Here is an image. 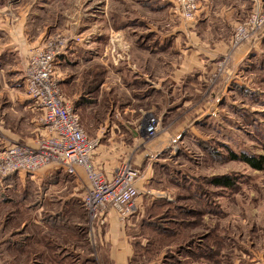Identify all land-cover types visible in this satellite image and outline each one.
<instances>
[{"label":"rangeland","instance_id":"obj_1","mask_svg":"<svg viewBox=\"0 0 264 264\" xmlns=\"http://www.w3.org/2000/svg\"><path fill=\"white\" fill-rule=\"evenodd\" d=\"M127 1L0 0V83L16 82L23 84L25 88V68L33 50L44 47L52 38L66 36L74 39L69 52L83 42L82 33L90 27L85 26L86 24L93 23L91 28L95 29L104 18L112 22L122 17V12L118 9L130 12L128 17H132L133 3ZM142 1L145 3L142 5L147 6L146 1L150 0ZM155 1L159 3L162 0ZM164 1L170 3L169 0ZM170 1L174 3H170V7L178 9L177 1ZM197 1L199 9V0ZM253 3L256 4V0ZM163 6L164 3L158 4L156 9ZM261 8L264 9V6ZM247 17L242 18L241 22ZM76 23L77 31L72 28ZM101 27L98 26V30ZM260 39L261 47L252 54L243 74L248 76V84L242 90L248 93L244 94L231 86L230 91L225 90L223 93L224 98L221 96L216 102L212 101L214 104L208 107L212 108H207L209 116L197 120L198 122L179 121L187 115L164 117V131L169 130L170 124L184 125H181V132H177L170 144L161 153L155 154L152 161L153 174H150L152 177L149 176L142 182V189L148 193L141 199L143 204H148L149 213L146 211V216L140 223L148 228L141 230L144 244L136 248L140 261L149 262L163 254L164 258L170 259L167 264H264V169L255 170L245 162L231 158L232 154H246L257 159L264 156V34ZM39 40L41 43L34 45ZM154 42L158 45V53L162 47L160 43ZM5 46L7 49L4 56L2 52ZM141 47L148 49L144 45ZM91 58H81V63L77 66L67 63L63 75L68 82L63 83L64 76L59 79L63 94L76 110L81 123L93 131L88 134L92 137L96 135L92 139L104 141L111 125H115L128 105L134 109V122L141 120L143 115H161L162 108L153 101L148 104L135 99V93L118 90L117 86L104 91L105 96L113 93L109 98H105L99 91H93L92 88L100 81H105L106 74L102 73L97 82L91 80L85 67ZM96 61L94 65L102 70V61ZM105 63L110 71L108 83L115 85L119 77V64L113 63V60ZM104 69L108 73L107 68ZM1 87L0 104H3L11 91ZM24 94L27 97L26 88ZM152 106L156 109L155 112L149 111ZM203 107L198 105L194 109L199 111ZM139 110L145 112L141 113ZM36 113L29 111L25 116H9L7 113L4 126L0 121V152L15 143L14 139L4 136L5 125L23 134L22 139L25 141L20 144L29 145L30 141L26 142V139L31 140L32 137L34 142L37 140L39 135L34 134L42 127L37 122L39 114ZM183 129H186L184 136ZM126 139L128 142L132 140L130 136ZM126 154V159L132 156L133 165L136 157L142 154V146L139 149L135 146ZM144 162L142 164L146 163ZM143 174L145 177V171ZM223 176H229L233 180L232 188L209 185L211 179ZM34 183L32 175L27 173L15 174L5 181L0 179V264H21L27 260L29 264H36V246L42 236L40 232L44 218L40 209L45 206L46 210L55 209L56 212L58 209L52 203L56 204L58 201L50 202L52 198H47V202H44V193ZM148 199L152 201L148 203ZM213 200L214 212L209 205ZM193 211L203 214L192 215ZM151 215H164L162 227L171 229L175 234L168 236L169 234L155 233L152 224L155 219L152 220ZM211 235L213 237L209 244L204 240V244L207 243L209 247L205 250L207 255L203 257L204 255H199V245L205 237ZM148 240L152 244H148Z\"/></svg>","mask_w":264,"mask_h":264},{"label":"crops","instance_id":"obj_2","mask_svg":"<svg viewBox=\"0 0 264 264\" xmlns=\"http://www.w3.org/2000/svg\"><path fill=\"white\" fill-rule=\"evenodd\" d=\"M256 1H260L264 6V0ZM127 2L133 3L132 17H128L130 12L118 9L122 12V17L112 22L104 18L98 22L95 29L91 28L93 23L85 25L90 27L82 33L83 42L58 61L55 68L58 77L64 76L67 63L77 66L81 63V58L92 57L85 66L88 70L86 74L92 80L93 68L96 67L94 64L96 60H101L102 71H105L104 68L108 71L104 72V75H107L106 79L102 80L97 89L101 95L105 96V90L110 91L112 86H117L118 90L135 93V99L148 104L153 101L155 105L161 107L162 113L157 116L161 121L164 117L187 115L179 120L186 123L209 116L210 111H207V108L212 105V101L216 102L221 96L224 98L223 93L225 90L230 91L231 86L239 90L247 88L248 76L243 75L245 67L250 62L252 54L259 51L262 39L259 38L231 52L230 38L237 23L249 16L255 5L253 0H199V11L192 23H186L180 18L178 9L170 7V3L174 5L170 0V3L163 0L159 3L155 0L146 1L147 6H143L145 3L142 0ZM162 3L165 6L156 9L157 5ZM74 26L72 28L77 31V23ZM98 26H102L100 30ZM154 41L160 43L162 47L158 53L156 49L158 45ZM40 43L41 40L36 41L34 45ZM164 43L167 45L164 46ZM142 45L149 50L143 49ZM6 49L7 46L2 55L6 53ZM24 56H27L26 52ZM111 60L119 64L117 85L108 83L110 71L105 61L110 63ZM62 81L68 82L65 81V76ZM73 81L77 82L76 79ZM0 86L11 91L7 101L0 104L2 126L6 123L7 113L9 116L10 114L25 116L29 111L37 112L24 94L23 84L3 81ZM112 95L111 92L105 98ZM198 105L204 107L198 111L194 109ZM155 110L152 106L149 111ZM133 111L132 106L128 105L123 115H119L120 118L115 125H111L107 138L104 141L99 139L101 142L95 152L94 162L99 171L108 178H111L114 171L126 160L128 155L126 153H130L135 146H140L139 141L142 137L136 132V124L142 119L134 122ZM176 124L173 126L170 124L169 130H163L157 140L144 141L142 154L135 159V163L136 160L138 162L136 166L142 170V178L139 181L141 188L145 178L153 174L154 163L148 159L149 155L161 153L177 132H181V125L184 124ZM82 126L87 134L93 133L83 123ZM4 129V136L14 139L15 143L25 141L22 139L23 134L13 131L12 127L8 128L5 125ZM186 129L182 130V135ZM41 132L39 128L34 135L38 136ZM88 136L94 138L96 135ZM129 136L132 139L130 142L126 139ZM33 138L26 139V142L30 141L28 144L33 145ZM143 162L145 164H142ZM78 171V177L69 176L58 169L42 171L32 176V182L42 190L41 193H44L43 196L46 198L44 202H47V198L49 200L52 198L50 202L58 201L56 204L52 203L58 209L56 212L55 209L46 210L45 206L40 209L44 218L41 223L42 236L36 246L37 259L34 263L167 264L170 259L164 258L163 254L149 262L140 261L137 255L136 248L144 244V238L141 236L143 226L140 223L148 212V204L146 202L143 204L142 199L138 200L137 211L125 220L114 211H108L103 215L104 225L99 222L91 223L81 206L88 183L83 172ZM57 195L59 197H56ZM150 199L148 203L152 201ZM214 203V200L209 203L213 212ZM27 263H30L29 260L21 262Z\"/></svg>","mask_w":264,"mask_h":264},{"label":"built area","instance_id":"obj_3","mask_svg":"<svg viewBox=\"0 0 264 264\" xmlns=\"http://www.w3.org/2000/svg\"><path fill=\"white\" fill-rule=\"evenodd\" d=\"M176 1L180 18L186 23L194 22L199 11L198 1ZM261 7L256 1L252 13L237 23L230 41L231 52L257 41L264 34V9ZM73 41L70 37L58 36L31 52L25 68V88L39 114L37 122L42 132L33 145L13 143L1 152L0 179L5 181L19 173L34 176L53 169L78 177V170H81L88 183L81 206L89 222L104 225L103 215L108 211H114L122 220L133 215L138 200L148 192L139 185L142 170L135 162L131 164L132 156L121 163L111 178L95 165L94 156L100 140L88 136L76 110L66 100L55 70ZM136 132L142 137L140 146L136 147L139 149L144 146V141L153 142L161 135L162 121L153 114L144 115ZM154 157L152 154L148 159L153 161Z\"/></svg>","mask_w":264,"mask_h":264},{"label":"trees","instance_id":"obj_4","mask_svg":"<svg viewBox=\"0 0 264 264\" xmlns=\"http://www.w3.org/2000/svg\"><path fill=\"white\" fill-rule=\"evenodd\" d=\"M152 51V50H151ZM104 74V71L101 70V68L99 69L98 67H94L93 68V76L92 79H94V82H97V79L99 81V79L101 78V74ZM102 81H100L101 83ZM100 83L97 84V86L93 87L92 90L93 91H97V89L100 86ZM241 92L248 93L247 91H243L242 89H240ZM231 158H233L234 160H241L243 162H245L247 165H249L251 168L255 169V170H263L264 169V156L260 157L259 159L255 158V157H251L248 156L246 154L241 155V156H237V155H231ZM209 185L214 186V187H218V188H232L234 186V182L233 180L229 177V176H223V177H216L211 179V181L209 182ZM154 206L157 207V205L154 203ZM155 208V207H154ZM186 210V208H184V211ZM149 213V212H148ZM203 214V212H196L193 211L191 212L192 215H197V214ZM149 217V216H148ZM151 219H155V221H153V229L155 233H159V234H169L168 236L175 234L172 233L173 231L171 229H168L167 227H162V224H164L165 221H163L164 219V215L161 216H150ZM149 221H146V223ZM145 223V224H146ZM149 224V223H148ZM151 224V223H150ZM148 228H146V225H143V230H147ZM214 234V233H212ZM213 237V235L211 236H207L205 237V239H203L201 245H199V255H204L203 257H205L207 254L206 253V249L209 247V241L211 242L210 238ZM204 240H206V244H204ZM149 241V240H148ZM152 244L150 241L148 242V244ZM190 253V251H188Z\"/></svg>","mask_w":264,"mask_h":264}]
</instances>
